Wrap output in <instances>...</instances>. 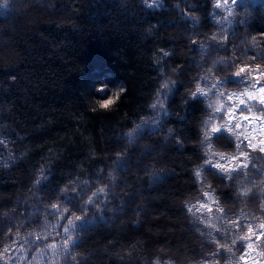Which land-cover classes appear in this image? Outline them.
<instances>
[{
	"label": "trees",
	"instance_id": "1",
	"mask_svg": "<svg viewBox=\"0 0 264 264\" xmlns=\"http://www.w3.org/2000/svg\"><path fill=\"white\" fill-rule=\"evenodd\" d=\"M217 2L0 0V264H47L37 245L59 243L73 216L75 244L58 264H241L239 242L219 243L243 233L246 213L262 216L264 194L238 191L264 186V153L208 127L212 92L242 89L233 73L264 66L251 49L256 60L242 58L264 32V0H228L225 29ZM185 88L199 95L182 106ZM244 151L248 167L232 169ZM209 199L211 215L196 210Z\"/></svg>",
	"mask_w": 264,
	"mask_h": 264
},
{
	"label": "snow or ice",
	"instance_id": "2",
	"mask_svg": "<svg viewBox=\"0 0 264 264\" xmlns=\"http://www.w3.org/2000/svg\"><path fill=\"white\" fill-rule=\"evenodd\" d=\"M157 3H159V0H157ZM215 7H224L225 11L227 12L226 17H223L222 19H215V23L220 25L221 29H225V25L230 27L232 24V20L228 19V17H232L234 13L233 11L229 10L230 6L228 5V0H222V3H215ZM191 20L194 24L198 23V18L192 17ZM250 49L256 52L254 48ZM260 57L262 60H264V51H261ZM252 72H256L258 74L253 76ZM235 75L247 77L251 82V87L243 89L238 94L237 102L240 105L244 106L241 109L242 115L240 117H236L234 115L236 111L234 106L228 110L229 117L237 121L235 124L231 125V130L234 131V134L238 138L240 136H243V139L247 140L245 148L250 149L251 153H264V66H262L260 63L255 64L254 67H250L247 65L240 66L239 69L235 72ZM165 88H167V84H165ZM197 91L202 92L203 89L199 88L197 89ZM231 99L232 96H229V100ZM113 102V100H107L101 104V107L107 108ZM253 108H256L259 115L249 116L247 114L248 112H251ZM240 120L248 121V126L252 127L253 131H258L260 138L257 139V136L252 135V133L243 132V130H241L240 132H236V129H241V125L239 123ZM254 121L259 122V124L261 125L258 130L255 129V126L253 124ZM249 159L250 154L248 151L242 152L238 157H232V169H236L235 165L241 160L245 162L240 163L239 168L243 169L248 167ZM217 167L222 166L218 165ZM197 175H199V173H197ZM42 181L43 176H41V179L36 181V186L40 185ZM67 191V188L61 189L62 194ZM254 191H259L261 194H264V186H260L256 189H244L241 191V196L244 197L248 202L250 195ZM51 208L55 210L54 214L60 220H64V217H66L67 214V209L62 208L61 203H52ZM257 209L262 213V216H256L254 213H246L245 221L243 224V233L233 231L231 242L229 244L226 245L224 243H219L220 250L223 252H231L238 242L240 243V251L244 252L246 248L247 251L244 253V255H241L239 259L243 261V264H262V262H264V218H262L264 217V207L257 205ZM79 219V216H73L72 218L67 219L66 226L63 229L64 238L60 239L59 243H49L44 245L43 247L37 245L39 247V252L37 253V255L39 257H47V264H49V262L50 264H58L56 259L57 257H61L62 259L66 258L72 251V247L75 244V235L73 233V229L77 226V222L79 221ZM51 227H53V225ZM238 227H240V225L235 222L233 230ZM51 235H53L52 232L45 233V237ZM37 239L40 238L37 237ZM48 249H51L50 254L48 252ZM5 251H7V249H5ZM253 252L256 253V256L249 260L247 257H251ZM23 259H27V257L25 256Z\"/></svg>",
	"mask_w": 264,
	"mask_h": 264
},
{
	"label": "rangeland",
	"instance_id": "3",
	"mask_svg": "<svg viewBox=\"0 0 264 264\" xmlns=\"http://www.w3.org/2000/svg\"><path fill=\"white\" fill-rule=\"evenodd\" d=\"M257 74L258 73H256V72H252L253 76H255ZM241 80L243 83L242 89H230V88H227L226 86L221 85L219 90L212 92L211 102H212V106H213V110L215 112V115L213 117V122L208 127V132L211 134V133H216V132H220V131H227L228 133H230L235 138L244 140L247 143V140L243 139V136H240L238 138L234 134V131L231 130V125L235 124L237 121L235 119L230 118L228 115V110L233 106L236 109L234 115L236 117H240L242 115L241 109L244 106L240 105L237 102L238 101V94L243 89L250 88L251 82L249 81V79L247 77H244V76H241ZM229 96H232L231 100H229ZM250 104H251V102H250ZM247 114L249 116L259 115L256 108H253L252 111L248 112ZM239 123L241 125V129H236L235 130L236 132H240L241 130H243V132L252 133V135L257 136V139L260 138L258 131H253V128L248 126V123H249L248 121L240 120ZM253 124L255 126V129H257V130L261 126L259 124V122H256V121H254ZM214 129H215V131H214ZM196 210L199 212H203V213H207V214L211 215L212 210H213L212 199H209L208 201H204V202L200 203L198 206H196ZM246 251H247V249L244 250L242 255H244V253ZM255 256H256V253L253 252L252 256L247 257V258L249 260H251ZM241 264H243L242 260H241ZM262 264H264V262H262Z\"/></svg>",
	"mask_w": 264,
	"mask_h": 264
},
{
	"label": "clouds",
	"instance_id": "4",
	"mask_svg": "<svg viewBox=\"0 0 264 264\" xmlns=\"http://www.w3.org/2000/svg\"><path fill=\"white\" fill-rule=\"evenodd\" d=\"M258 36L261 38H264V32H259ZM258 36L249 35L246 38L245 53L243 54V57H242L243 61H247V60L255 61L256 60V56L247 55V52L250 48H254L257 55H259L261 53V51H264V43L261 42V39H259ZM182 67H183L182 65H177L174 70L173 69L169 70L168 76L170 77V79H168L167 88H166L167 91H171L172 89H175L176 86L179 83H181L179 73H180V70ZM233 74H235V73H233ZM199 80H200V77L198 74L193 77V81H194L193 89L195 88V83ZM100 90H101L100 88L96 89L97 92H99ZM183 95H184V97H187V98L183 99L181 101L182 106L187 105L190 100H195L197 95H199V93H196L194 90L189 91L188 89L185 88L183 91ZM94 101L95 100H93L92 103ZM200 123L202 124L203 120H201ZM176 142L177 143H183V141L180 138H177ZM262 163H264V162H262ZM160 171L164 175L170 177V173L168 172V170L164 166H161ZM237 183L240 184V183H243V181L238 180ZM259 183L261 185H264V179H262ZM238 194L241 195V193L239 191H238ZM135 223H139V221H136ZM141 264H146V261L142 260ZM153 264H184V261L182 259H179V258L173 260L171 257L165 258L163 261H157L155 258H153ZM225 264H235V262L233 260L229 259V260L225 261Z\"/></svg>",
	"mask_w": 264,
	"mask_h": 264
}]
</instances>
